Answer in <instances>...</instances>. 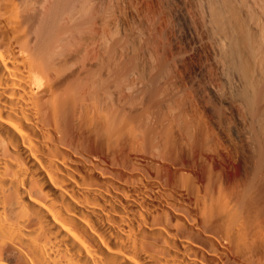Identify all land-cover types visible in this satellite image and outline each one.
Segmentation results:
<instances>
[{
	"label": "bare ground",
	"instance_id": "6f19581e",
	"mask_svg": "<svg viewBox=\"0 0 264 264\" xmlns=\"http://www.w3.org/2000/svg\"><path fill=\"white\" fill-rule=\"evenodd\" d=\"M144 1L0 0V264H264V0Z\"/></svg>",
	"mask_w": 264,
	"mask_h": 264
},
{
	"label": "rangeland",
	"instance_id": "374dc122",
	"mask_svg": "<svg viewBox=\"0 0 264 264\" xmlns=\"http://www.w3.org/2000/svg\"><path fill=\"white\" fill-rule=\"evenodd\" d=\"M145 1L146 3L148 2V4L153 5L151 7H155L158 11L166 12V14H168L169 11L173 10V14L170 17L172 22L173 33L169 41L170 42L169 48H167V54L169 55V60L183 61L185 63H190L194 65V64H201L207 61L213 62L214 60H218L220 58V56H218L216 53V50L218 48L217 47L218 42L216 38L212 34L206 35L201 31V24H202L201 12L204 5L203 4L204 0H182V4L184 3L190 4V16L192 19V25L193 28L196 29V33L193 35L192 38L188 36L185 32L186 25L182 17L180 15H177V10L181 8V3L179 0H145ZM235 1L230 0L231 7L234 6L235 8L236 5H238L237 4L238 2ZM126 10L123 11L125 12ZM128 12L129 11H127V13ZM239 17H240L239 21L242 24V25L240 24L242 28L241 27L239 28L241 29V31L237 30L238 28H235L240 26L239 24L235 25V27L231 26L234 25L235 19L234 21H232L233 23L230 22L231 24H229L231 30L235 28L234 31L236 33L239 32V34H236L234 36L236 37L234 38L236 42L234 41L229 49L232 50L233 58L235 60L244 63L246 62L252 63L254 61V58L253 55L251 54L252 51H250L251 50L250 40H252L253 35L250 33L251 31H253L252 33L254 34L255 27L253 26L254 27V28L252 27L253 29L250 28L252 25L246 22L247 19L244 15L241 14ZM166 19L167 21H169L167 16ZM245 24L248 25L246 26ZM122 28H124V25H122L121 29ZM248 31H250L249 33L250 35H248ZM248 36H250V40ZM166 45H167V41H166Z\"/></svg>",
	"mask_w": 264,
	"mask_h": 264
}]
</instances>
